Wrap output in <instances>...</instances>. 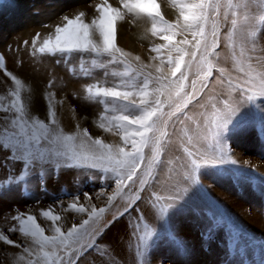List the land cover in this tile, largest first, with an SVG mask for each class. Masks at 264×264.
Wrapping results in <instances>:
<instances>
[{
  "label": "rangeland",
  "instance_id": "1",
  "mask_svg": "<svg viewBox=\"0 0 264 264\" xmlns=\"http://www.w3.org/2000/svg\"><path fill=\"white\" fill-rule=\"evenodd\" d=\"M56 1H60V4L67 1L66 11L58 13L57 10H52L51 16L46 18L38 7H47L49 3ZM182 2H186L184 11L180 9L178 12L174 0H156L159 6L157 12H163L159 16L152 15L155 20L149 18V21L141 19V15L135 16L129 11L122 15V11H119L115 15L119 20L115 21L114 44L122 51L123 56L120 53L109 56L103 54L104 43L98 44L91 36L94 34L103 39L98 27L100 13L96 11V6L104 4L105 0H0V104L7 105L18 97L17 107L23 104L27 114V132L32 131L36 121L28 117L31 113H38L28 104V97L34 95L28 91L32 83L44 91L39 92V95L45 100L46 110L38 116L51 132L53 129L51 130L49 112L50 109L55 111L54 106L64 114L74 115L80 103L90 100L93 88L99 82L98 78L106 82L111 77L115 80L112 83L115 87L117 84L124 87L131 84L138 86L136 83L140 77L144 78L143 72L146 70L147 75L151 74L148 79H156L155 83L153 81L151 95L164 101L165 112L177 111V115L184 119V124L175 130L169 127L168 142L162 143L161 149L156 153L160 163L152 165L154 179H149L139 200L129 193L128 188L118 194L115 183L117 175L111 170L112 165L107 160L95 159L101 154L107 156L109 151L116 159H122L119 155L120 148H124L125 152L133 151L131 139H140L132 135L138 125L127 128L117 122L120 125L117 127L116 123L101 120L100 116L89 111L86 106V113L91 116L89 121L99 134L93 132L90 124L80 125L78 129L82 140L73 142L64 139L68 135L61 137V151L65 155L52 157L46 164L34 163L29 169H25V160L21 159L30 158L27 135L20 132L19 126L13 128L8 124L7 129L0 126V236H7L16 242L10 245L0 240V264H37L43 256L44 264H53L58 255H66L63 246H59L61 235L55 228L60 227L66 236L70 227L79 226L84 219H89L93 207L97 209L96 216L80 229L81 232L86 231L88 237L74 245L81 248L87 244L76 255V264H81L83 260H88V264H264V174L259 170L261 167L255 166V162L264 164V96H260L254 89L249 92H242L240 88L231 89L227 83L229 80L233 83L241 80L245 74L241 72V68L247 71L249 66L255 69L249 75L257 80L258 74H264V0H220L219 6L213 0L212 6L207 9L209 18L202 22L203 36L191 19L185 21L181 15L184 12L191 16L196 10L189 6L198 0ZM112 3L116 7L123 5L122 0H107L108 5ZM86 8L89 14L84 10ZM80 13H84L81 20L87 21L89 25V39L101 54L76 51L51 54L49 49H55L57 43L56 26H65V17L75 19ZM25 16L29 17L32 24L27 28L24 27L27 19ZM94 18L97 19L96 24L92 23ZM233 20L236 21L235 25ZM213 31L216 39L213 38ZM37 34L39 39L33 44ZM164 35L171 36L172 39L165 40ZM63 36L61 34L62 39ZM197 40L200 41L199 49L196 47ZM45 41L49 43L45 45ZM40 48L45 51L41 53ZM193 52L196 53L195 56L192 55ZM177 63L187 76L186 80L178 79L180 73L172 76ZM81 65L84 71L80 70ZM226 67L230 71L227 75L223 73ZM70 69H75V72ZM92 80L95 81L92 83ZM193 81L198 90L197 100L184 108V104L188 102L185 93L193 90ZM202 81L207 82V88H202ZM89 86L92 88L91 92L87 91ZM251 94L254 96L250 101L248 95ZM220 95L230 96L231 100L236 98L235 106L240 101H245L249 113L243 111L244 115L237 114L224 135L223 146L215 144L210 135L207 139H202L201 151L212 154L215 148L217 153H225L226 159L201 169L199 184L191 185L188 192L182 194L187 199V204L182 210L170 212V222L178 237L173 243L164 235L166 226L158 218L157 208L150 202L152 193L167 196L166 189L170 188L171 181L175 178V172L172 171L175 158L184 155L183 147L187 141L180 129L185 128L188 136L193 135L194 121L203 120L204 117H200V114L205 110V114L211 116L212 103L221 99ZM95 97L97 96L94 95ZM121 99L116 102L119 108L127 106L126 110H132L130 116L139 114L138 107H132V102L137 106L141 103L123 102ZM177 104L187 113V117H183L176 109ZM7 115L0 111V119ZM35 127L39 132L37 125ZM85 129L88 135L85 134ZM146 135L153 136L151 132ZM156 135L159 136L160 133ZM97 139L104 147L95 143ZM4 144L9 147L3 148ZM37 147L48 158L49 150L57 146L47 142H41L39 146L32 144V154L38 155ZM153 147L151 140L142 146L145 160L141 163L137 176L145 171L153 156ZM13 153V160H6V156ZM85 158L88 164L96 163L97 167L76 166ZM232 160L236 162L232 163ZM68 163L73 166H66ZM120 171L123 173L124 170ZM20 176H24V179H18ZM126 183L131 185V182ZM216 189L224 196L213 194ZM137 190L136 187L132 188V192ZM109 196L114 197L111 202L108 200ZM233 200L242 202L241 206ZM230 203L232 207L228 208L226 204ZM73 204L77 207H71ZM80 206L85 211H79ZM101 208L105 211L99 212ZM42 210L50 211V216H43ZM17 213L34 216L36 225L43 230V236L55 237L56 244L45 242L42 237H33L30 232L20 231L18 222L11 219ZM54 215H59L61 219L53 221L51 216ZM141 216L144 217L143 221H139L141 232H137L135 228ZM258 217L263 224L258 229L255 227V230L247 221L252 223ZM119 223L120 226L117 225ZM145 223L153 226L158 233L146 253L139 250L138 239L143 234ZM13 225H16V231L9 230ZM32 228L34 230V226ZM96 229L99 230L95 231ZM187 234L191 238L184 237ZM75 239L76 237L69 238V244ZM44 251L50 254L46 256Z\"/></svg>",
  "mask_w": 264,
  "mask_h": 264
},
{
  "label": "snow or ice",
  "instance_id": "2",
  "mask_svg": "<svg viewBox=\"0 0 264 264\" xmlns=\"http://www.w3.org/2000/svg\"><path fill=\"white\" fill-rule=\"evenodd\" d=\"M123 6L127 8L129 12L133 11L134 9H139L142 13H147L150 16L153 14L159 15L157 12L158 5L156 0H134L132 3H128V0H122ZM213 0H198L197 3L190 5L191 9H195L196 11L193 12L191 16L185 15L183 12L181 13L183 19L185 21L192 20L195 26L198 28L199 33L201 36L204 35L202 22H206L209 18L207 9L212 6ZM217 6H219L220 0H215ZM96 11L100 13L99 16V23L98 27L100 28L101 36L103 37V43L105 47L103 48V54H108L111 56L113 53H120L123 56L122 51L115 47L114 40H115V14H119L118 8H112L111 5L107 4V0H105L104 4H98L96 6ZM215 11V9H213ZM84 13H80L75 19H69L65 17L67 24L65 26L57 25L55 32H56V48L49 49V52L55 55L57 52L63 53H71L73 51L76 52H94L97 54H101L99 49H97L95 43L89 39V25L84 23L81 20ZM93 24L97 23V19L94 18L92 21ZM233 25H235L236 21H232ZM75 26V27H74ZM171 27V26H169ZM71 29V30H70ZM61 34H64L63 39ZM195 35V33H194ZM213 38L216 39V33L213 31L212 33ZM36 39H39V34H37L36 38L33 40V44H35ZM163 39L171 40V36H164ZM49 41H45V45H47ZM183 43H187V41H183ZM63 44V46H61ZM200 41H196V47L199 49ZM39 51L43 53L45 51L44 48H40ZM195 52L192 53L195 56ZM95 63V61H93ZM81 71H84L83 65H81ZM70 71L75 72V69H70ZM255 69L249 66L248 70L245 71L244 68H241V72H244V77L233 83L229 80L228 87L231 89L240 88L242 92H249L252 89H256L260 96H264V74H258L259 79L257 80L255 77L250 76L249 73L254 72ZM177 73H180V80H186L187 76L185 73L181 71L180 64L177 63L175 66L174 71L172 72V76L175 77ZM208 75H211L209 71ZM223 83V81H222ZM147 85L145 84L144 87ZM202 88H207L208 84L206 81H202L201 84ZM192 91L185 93L188 98V102L184 104V108L188 107V103H191L194 100H197L196 92L198 91L195 87V81L192 83ZM181 90H183V85L181 84ZM88 92L92 91L91 86L87 88ZM102 94L105 100L101 101L102 103H110L111 101L107 98H111V100H120L121 98L123 101H128L129 97L132 93L128 91L121 92L119 90H114L112 88H104L98 92V95ZM255 94V93H254ZM254 94L248 95V100H252ZM15 95V94H13ZM179 95V92L177 93ZM2 99V97H0ZM16 99H13L9 104L4 105L0 104V111L7 113V116H4L0 119V126H3L7 129L8 124H11L13 128L19 126V130L22 133H25L28 137L29 144V156L21 157V159L25 160V169H29L34 163H42L46 164L51 161L52 157H60L65 155L64 152L61 151V136L55 130L49 131L48 125L42 120L34 121V126L31 132L26 131V126L28 125L27 114L24 111L23 104L20 107H17ZM214 99V98H213ZM234 101L231 100L230 96L222 97L218 101L212 103V114L208 116L207 114L202 113L201 115L204 116L203 120L194 121L195 131L193 135L188 136L187 130L185 128H181L180 131L187 137L186 145L183 147V156L175 158V167L172 168V171L175 172V178L171 181L170 188L166 189L168 194L167 196L163 195L162 193H152V199L150 202L153 204V207L157 208V216L158 218L163 221L164 225L166 226V232L164 235L167 239L175 243L178 239L176 236L175 228L171 224V216L170 212L173 213L177 210H182L184 206L187 204V199L184 198V195L188 192V188L193 184H199V173L201 169L213 165L217 162H223L226 159L225 153L222 151L217 153L216 149H213L212 154L207 153L206 151H201V141L202 139H207L210 135L215 142V144L223 146L224 143V135L229 130V125L233 123L234 118L237 116L238 108L234 107ZM132 107H138L139 114L135 116H130L128 114L121 115L119 117H114V120H120L127 122L130 125H138L136 131L132 134L135 137H139V141L136 139H131V145L133 151L125 152L124 148L119 149V155H121L122 159H116L109 154L107 156L101 154L100 156L95 157L97 161H104L107 160L110 165H112V171L116 172L117 179L115 181L117 186V193H123L125 188L129 189V193L135 197L136 200L140 199V193H142L147 185L149 184V179H154V168L152 167L153 164H159L160 160L156 155L157 151L161 149L162 143L166 144L168 142V138L170 137L169 127L171 126L173 130L179 125L184 124V119L181 116L177 115V111H164V101L160 99H155L150 104H145L144 101H141V105L137 106L135 102H132ZM176 109L179 110L183 117H187V113L183 112L180 109V105H176ZM55 112L50 109L49 118L52 123H55L54 120ZM167 117V119H164ZM173 117H176L173 120ZM35 125H38L39 132H37ZM103 126V125H101ZM117 127L120 125L117 124ZM162 129V130H161ZM85 134L88 135L87 129L84 130ZM151 132L153 134L152 137L146 135V133ZM156 133H160L159 136ZM174 135V131L172 133ZM72 136L64 137L65 140H71ZM128 138H125L127 142ZM149 140L152 141L153 147V156L149 160L148 164L145 167V171L140 175L137 176V171L139 170L141 163L145 160L143 155L142 146L147 144ZM41 142H47L51 145H56L49 150V157L45 158L44 153L40 152L39 147H37L36 154L31 153V145L34 144L39 146ZM96 144L101 145V141L97 139L95 141ZM8 144H4L3 148H8ZM2 150V149H0ZM12 155H7L6 160L11 161L13 160ZM75 158V157H73ZM54 162V161H52ZM235 163V160L231 161ZM171 164V162H170ZM66 166H73L72 164L68 163ZM76 166L81 167H97L96 163L88 164L87 160L82 163H79ZM124 170L123 173L120 170ZM43 177V173H41ZM18 179L23 180L24 176L18 177ZM126 182H131L129 185ZM136 187L138 190L136 192H132V188ZM78 199V198H77ZM114 197L109 196L108 200L111 202ZM190 199V197H189ZM183 200L184 203H179V201ZM167 201V202H164ZM71 207L76 208V204L71 205ZM79 211H85L83 206H80ZM127 210V209H125ZM105 209H99V212H104ZM92 215L89 219H84L82 223L77 226L73 225L67 230V235L61 231L60 227H56L55 231L60 233L61 238L59 240V246H63L66 255H58L56 260L53 264H76V255L83 250V248L87 247V244L83 245L81 248H76L74 245L78 244L81 240L85 237H88V233L81 232L85 225H88L90 219H93L97 214V209L95 207L91 210ZM42 215L45 217L50 216V211L42 210ZM12 220L17 221L19 224V230L24 232H30L33 237H42L45 242H49L52 244H56L55 237H47L43 236V230L36 225L35 217L24 213H17L14 215ZM53 221H58L61 219L59 215L51 216ZM144 217L138 218V223L136 225L135 231L141 232V227L139 221H143ZM31 222V225H30ZM34 226V230L32 228ZM103 226V225H101ZM10 231H16V225H13L12 228L9 229ZM96 229L95 231H98ZM157 230L145 223L143 225V234H141L138 239L140 241V251L147 252L148 248L150 247V243L152 239L157 235ZM76 237L75 240L69 244V238ZM0 240H4L8 244H15L16 242L8 239L7 236H0ZM19 246V245H17ZM94 246V245H93ZM28 251V249H25ZM47 256L48 253H45ZM101 255H104L101 252Z\"/></svg>",
  "mask_w": 264,
  "mask_h": 264
},
{
  "label": "bare ground",
  "instance_id": "3",
  "mask_svg": "<svg viewBox=\"0 0 264 264\" xmlns=\"http://www.w3.org/2000/svg\"><path fill=\"white\" fill-rule=\"evenodd\" d=\"M48 1H51V0H47V2ZM175 1V4H177V7H176V10H178V12H179V10L180 9H183V11H184V6H185V3L186 2H182V0H174ZM58 2H60V1H56V2H53V4H51V3H49V5L47 6V7H45V6H42V7H38V9L39 10H41V13L46 17V18H48V17H50L51 16V11L53 10L54 12L57 10L58 11V13H60V12H63L64 10L66 11V7H67V1H65V2H63L62 4H60V3H58ZM132 2H134V0H128V3L130 4V3H132ZM172 2V1H171ZM162 3H164L163 1H162ZM170 3V2H169ZM158 4H159V2H158ZM157 4V5H158ZM165 4V3H164ZM188 4V3H187ZM163 5V4H162ZM166 5V4H165ZM167 5H168V1H167ZM51 6V7H50ZM117 5H115V4H111V7L112 8H118L119 9V11H122V15H123V13H125L126 14V11H128L127 10V8H125L123 5V7L122 6H120V5H118V7H116ZM164 7V6H163ZM161 8V7H160ZM37 9V8H36ZM35 9V10H36ZM162 9V8H161ZM85 11H87V14H89V10H87V8L86 9H84ZM188 10V9H187ZM158 11V10H157ZM159 11H160V9H159ZM162 11V10H161ZM167 11V10H166ZM132 12V14H134L135 16H140L141 15V19H143L144 21L145 20H147V21H149L148 19L150 18H153V16H150L149 14H147V13H142V12H140L139 11V9H134L133 11H131ZM163 12V11H162ZM162 12H160V13H162ZM181 12V11H180ZM188 12V11H187ZM186 12V13H187ZM191 12V11H190ZM159 13V14H160ZM182 13V12H181ZM184 13V12H183ZM114 15H117V14H115L114 13ZM130 15V14H129ZM154 15V14H153ZM179 15V14H178ZM177 15V16H178ZM131 16V15H130ZM157 16V15H156ZM159 16V15H158ZM164 16V15H163ZM86 17V16H85ZM181 17V16H180ZM24 18H27L26 19V21H24V23H25V28H27V27H30L32 24H30V22H29V17H27V16H25ZM158 18V17H157ZM51 19H52V17H51ZM154 20H155V18H153ZM179 19V18H178ZM31 20V19H30ZM116 20H119V17H115V21ZM152 20V19H151ZM168 20V19H167ZM126 21V20H125ZM157 21H158V19H157ZM176 21V20H175ZM87 22V21H86ZM85 21H84V23H86ZM118 22H120V21H118ZM117 22V23H118ZM143 22V21H142ZM153 22V21H152ZM154 22H156V21H154ZM191 22V21H190ZM120 23H122V22H120ZM126 23V22H125ZM130 22H128V24H129ZM116 24V23H115ZM133 24V23H132ZM155 24H157V23H155ZM159 24V23H158ZM157 24V25H158ZM163 24V23H162ZM119 25V24H118ZM117 25V26H118ZM141 25V24H140ZM165 25V24H164ZM128 26V25H127ZM148 26V25H147ZM156 27V26H155ZM167 27V26H166ZM149 28V27H148ZM95 30V29H94ZM118 31L120 30V29H117ZM127 30H128V28H127ZM129 31V30H128ZM136 31H138V30H136ZM147 31V30H146ZM123 32V31H122ZM144 32V31H143ZM169 32V31H168ZM91 34V33H90ZM148 34H149V32H148ZM165 34V33H164ZM134 35H136V34H134ZM91 36H92V38H94V41L95 42H97L98 44H100V45H103L102 43H103V39H101V38H99L97 35H94V34H91ZM165 36V35H164ZM125 37V36H124ZM156 38V37H155ZM161 38V37H160ZM133 39V38H132ZM131 40V39H130ZM153 42V41H152ZM134 43V42H133ZM136 43H137V41H136ZM151 44V43H150ZM133 47V46H132ZM251 47V46H250ZM140 48V47H139ZM141 50V49H140ZM253 54V53H252ZM143 60V59H142ZM152 63V62H151ZM157 64V63H156ZM231 65V64H230ZM144 67H146V65L144 66ZM158 69H160V68H158ZM228 70V68L226 67L225 69H224V71H223V73L224 74H228V73H230V71H227ZM59 72V71H58ZM160 72V71H159ZM150 74V73H149ZM160 74V76H162L161 75V72L159 73ZM143 75H144V78L143 79H141L142 77H140V79H138V82L136 83V85H138V86H133V84H131V85H129V87H124V85H119L118 86V84H117V86L115 87V85L114 86H112V83H114V81H113V79L111 78V77H108L107 78V80H105L106 82H103L102 80H99L100 78H98V84H97V86H96V88H93V94L91 95V98H90V100H88V101H85V102H83L82 104L80 103V107H76V113L74 114V115H69V114H64V112L63 111H61L60 109L59 110H57V108H56V106H54V112H55V117H54V120H55V123H52L51 122V124H52V128H51V130L53 129V130H57L56 132L57 133H59L60 134V136L62 137V136H66V135H68V136H72L73 138L71 139V140H73V142H74V140H79V139H83L82 138V136L80 135V133H79V126L81 125V126H83V125H88V124H90L89 126L90 127H92V130H93V132L95 133V134H99L98 133V130L94 127V125L89 121V119H90V115H88L86 112L89 110V111H91L92 113H94L95 115H97L98 117L100 116V118H101V120H103V121H105V122H112V123H116V124H118L117 122H120V124L122 125V126H125V127H127V128H132V126L130 125V124H128L127 122H124V121H120V120H114L113 118L114 117H119V116H121V115H125V114H130L131 113V111L132 110H126L127 108V106H123L122 108H119L118 107V104L116 103L117 101H119V100H111V98H107L108 100H110L111 102L110 103H102L101 101H103V100H105V98L102 96V94H99L98 95V92H100V90L101 89H104V88H112V89H114V90H119V91H121V92H124V91H128V92H130V93H132V95L129 97V100L128 101H123V102H131V101H138V103H139V105H140V103H141V101H144L145 102V104H150L152 101H154L155 99H157V96H153V95H151L152 94V90H153V84L155 83V81H156V79H148L149 78V76L151 75H147V70L146 71H144L143 72ZM147 79H146V78ZM165 77V76H164ZM151 80V81H150ZM95 80H92V83L94 82ZM136 81V80H135ZM153 81H154V83H153ZM234 81V80H233ZM152 83V84H151ZM147 85L146 87H144V85ZM253 90V89H252ZM28 91H29V94L32 92V93H34V95H31L30 97H28V98H30L29 100H28V104L30 105V108H33V109H36L37 111H38V113L36 114V113H31V116H29L28 118L29 119H33V120H42V118L40 117V116H38L39 115V113H41V112H45V110H46V107H45V100L43 99V97H40V93L39 92H41V93H44V91L42 90V89H40L39 87H37V85H35V84H31L30 85V88H28ZM254 91H257L256 89H254ZM94 95H96L97 97H95L94 98ZM160 96V95H159ZM221 97L220 98H222L223 96L222 95H220ZM25 99V98H24ZM32 99V100H31ZM236 98H234V100H235ZM26 100H27V98H26ZM121 100H123V99H121ZM234 100H232V101H234ZM246 102H247V100H246ZM65 105V104H64ZM48 106V105H47ZM86 106L88 107V110H86L87 108H86ZM247 104L245 103V101H240V104H236V106L234 105V107H237L238 108V114L239 115H244L243 114V111H246V113L248 114L249 112H248V108H247ZM65 107V106H64ZM64 107H62V110H65L64 109ZM129 107V106H128ZM205 110V109H204ZM79 111H80V113H79ZM204 114L206 113V110L203 112ZM245 113V114H246ZM261 113V112H260ZM210 114V113H209ZM200 117H204L203 115H201L200 114ZM252 121V120H251ZM250 121V122H251ZM260 121V120H259ZM263 121V120H262ZM233 122H234V120H233ZM237 123V122H236ZM99 124V123H98ZM254 124V123H253ZM80 126V127H81ZM237 127V126H236ZM37 129H38V131H39V128H38V125H37ZM109 133V132H108ZM254 133V132H253ZM102 134V133H101ZM243 135V134H242ZM238 142V141H237ZM117 143V142H116ZM247 144V143H246ZM253 144V143H252ZM71 145H72V143H71ZM85 146H88L87 145V143H85ZM75 147V146H74ZM243 147V146H242ZM261 148H262V146H261ZM233 155H235V154H233ZM258 155V154H257ZM232 157V156H231ZM238 157V156H237ZM242 158V157H241ZM254 158V157H253ZM258 158V157H257ZM252 159V158H251ZM241 160V159H240ZM247 160V159H246ZM250 161V160H249ZM257 161H258V159H257ZM246 163V162H245ZM248 163H250V162H248ZM256 164H255V166H259V167H261L262 169H259V170H261V173H263L264 174V164H260V163H258V162H255ZM260 164V165H259ZM233 165V164H232ZM251 165V164H250ZM241 166V165H240ZM253 168V167H252ZM256 168H258V167H256ZM209 171H210V169H208ZM257 170V169H256ZM223 171V170H222ZM213 172V171H212ZM225 172V171H224ZM202 173V172H201ZM222 173V172H221ZM226 173V172H225ZM260 173V174H261ZM228 174V173H227ZM258 174H259V172H258ZM210 175V174H209ZM222 176H223V174H222ZM263 177V176H262ZM200 178V177H199ZM223 178V177H222ZM238 179V178H237ZM242 179V178H241ZM194 186V185H193ZM245 186V185H244ZM242 188V187H241ZM215 189V188H214ZM248 189V188H247ZM230 191V190H229ZM220 191H219V189L217 190H214V193L213 194H216V195H219V197H221V196H224V194H220L219 193ZM242 192H243V190H242ZM258 195V194H257ZM228 196H229V194H228ZM234 196V195H233ZM91 197V196H90ZM255 199V198H254ZM89 200V199H88ZM197 200V199H196ZM247 200V199H246ZM251 200V199H250ZM239 201H241L240 199H239ZM233 202H235L237 205L239 204H241L242 202H237L236 200H233ZM257 202V201H256ZM85 203V202H84ZM194 203V202H193ZM200 205V204H199ZM204 205V204H203ZM209 206V205H208ZM226 206L228 207V208H230V206L232 207V203H230V204H226ZM241 206V205H240ZM93 207V206H92ZM197 208V207H196ZM254 209V208H253ZM64 212V211H63ZM203 212V211H202ZM58 214V213H57ZM244 215V214H243ZM251 215V214H250ZM255 215V214H254ZM176 216V215H175ZM174 216V217H175ZM240 216H241V214H240ZM251 218H252V216H251ZM124 219V218H123ZM173 219V218H172ZM201 220V219H200ZM176 222V221H175ZM180 222V221H179ZM201 222V221H200ZM248 222V225H251L252 227H254V229H255V227L258 229L259 228V225H261V224H263L262 223V220L258 217L257 219H254L253 220V222L251 223V221H247ZM38 223V222H37ZM253 224H255V225H253ZM43 225V224H42ZM118 226H120L121 224L119 223V224H117ZM244 225V224H243ZM44 226V225H43ZM178 226V225H177ZM264 226V225H263ZM181 229V228H180ZM257 229H255V230H257ZM186 232H187V230H186ZM180 233V232H179ZM256 233V232H255ZM262 233V232H261ZM257 234V233H256ZM190 235V234H189ZM188 234L186 235V236H184V237H186V238H191V236H189ZM196 235V234H195ZM195 237V236H194ZM119 241V240H118ZM189 241V240H188ZM199 242V241H198ZM203 241H201V243H202ZM128 244V243H127ZM199 244V243H198ZM202 245V244H201ZM187 248V247H186ZM198 248H199V246H198ZM117 249V248H116ZM29 250V249H28ZM32 250V249H31ZM36 250V249H35ZM47 250V249H46ZM192 250V249H191ZM189 251V250H188ZM199 251V250H198ZM32 252V251H31ZM39 252V251H38ZM22 253V252H21ZM43 253H48V254H50L49 252H46V251H44ZM198 253V252H197ZM36 254V253H35ZM186 254V253H185ZM33 256V255H32ZM41 256V255H40ZM175 257V256H174ZM193 257V256H192ZM206 257V256H205ZM213 257V256H212ZM211 257V258H212ZM32 258V257H31ZM40 258V257H39ZM173 258V257H172ZM28 259V258H27ZM214 259V258H213ZM45 260V258H44V256L41 258V259H39V261L37 262V264H44V261ZM88 260H83L82 262H81V264H88V262H87ZM204 261V260H203ZM25 262V261H24ZM29 262V261H28ZM187 262V261H186ZM216 262V261H215ZM14 264H15V262H14ZM167 264V263H166ZM173 264V263H172ZM204 264V263H203ZM214 264V263H213Z\"/></svg>",
  "mask_w": 264,
  "mask_h": 264
}]
</instances>
